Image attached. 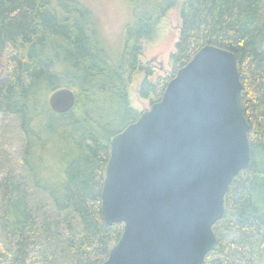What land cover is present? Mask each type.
Wrapping results in <instances>:
<instances>
[{"label":"trees","instance_id":"obj_1","mask_svg":"<svg viewBox=\"0 0 264 264\" xmlns=\"http://www.w3.org/2000/svg\"><path fill=\"white\" fill-rule=\"evenodd\" d=\"M129 19L111 42L79 0H0V115L19 123L21 174L0 178V264H99L123 225L105 223L101 189L110 138L141 114L129 85L149 105L203 46L233 52L249 125L250 161L231 182L217 246L203 264H264V0H125ZM178 11L171 71L151 79L144 43ZM75 95L66 113L47 102Z\"/></svg>","mask_w":264,"mask_h":264},{"label":"water","instance_id":"obj_2","mask_svg":"<svg viewBox=\"0 0 264 264\" xmlns=\"http://www.w3.org/2000/svg\"><path fill=\"white\" fill-rule=\"evenodd\" d=\"M241 89L235 54L207 44L159 101L110 138L101 211L123 229L99 264L204 263L217 246L225 194L250 161ZM47 102L63 114L75 95L61 87Z\"/></svg>","mask_w":264,"mask_h":264},{"label":"rangeland","instance_id":"obj_3","mask_svg":"<svg viewBox=\"0 0 264 264\" xmlns=\"http://www.w3.org/2000/svg\"><path fill=\"white\" fill-rule=\"evenodd\" d=\"M88 6L96 15L104 35L109 41H115L121 25L129 19V9L125 0H79ZM164 28L151 42L144 43L141 50V62L152 68L151 79L164 77L171 71L170 55L174 51V44L178 37L180 20L178 11H169L164 19ZM2 60L0 59V66ZM1 69V68H0ZM2 70H0V74ZM143 74L135 73L129 85V99L131 105L142 112L150 107L149 102L137 94V86ZM23 147L22 134L19 123L13 118L0 115V178L12 167L14 174H21V155Z\"/></svg>","mask_w":264,"mask_h":264}]
</instances>
